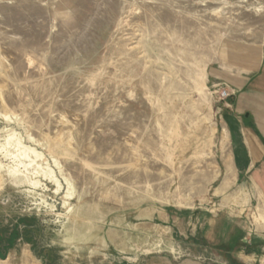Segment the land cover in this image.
Returning a JSON list of instances; mask_svg holds the SVG:
<instances>
[{
	"label": "rangeland",
	"instance_id": "obj_1",
	"mask_svg": "<svg viewBox=\"0 0 264 264\" xmlns=\"http://www.w3.org/2000/svg\"><path fill=\"white\" fill-rule=\"evenodd\" d=\"M263 33L264 0H0V264L202 254L193 223L222 205L209 69Z\"/></svg>",
	"mask_w": 264,
	"mask_h": 264
},
{
	"label": "crops",
	"instance_id": "obj_2",
	"mask_svg": "<svg viewBox=\"0 0 264 264\" xmlns=\"http://www.w3.org/2000/svg\"><path fill=\"white\" fill-rule=\"evenodd\" d=\"M209 77L230 91L219 104L221 208L193 223L189 235L200 239L202 254L155 255L145 264H263L264 33L246 66H213ZM208 255L216 260H207Z\"/></svg>",
	"mask_w": 264,
	"mask_h": 264
},
{
	"label": "trees",
	"instance_id": "obj_3",
	"mask_svg": "<svg viewBox=\"0 0 264 264\" xmlns=\"http://www.w3.org/2000/svg\"><path fill=\"white\" fill-rule=\"evenodd\" d=\"M17 233H18V231H16V230H14L13 233H10V235L8 236V238L6 240L9 245L13 242L14 238L18 236ZM1 236L2 235H1V232H0V241L5 239V238L4 239L1 238ZM0 255L2 256L4 254L0 253Z\"/></svg>",
	"mask_w": 264,
	"mask_h": 264
},
{
	"label": "built area",
	"instance_id": "obj_4",
	"mask_svg": "<svg viewBox=\"0 0 264 264\" xmlns=\"http://www.w3.org/2000/svg\"><path fill=\"white\" fill-rule=\"evenodd\" d=\"M229 95H230V91H229L227 88H225V87L222 86L221 96H222L223 98H226V97H228ZM263 264H264V261H263Z\"/></svg>",
	"mask_w": 264,
	"mask_h": 264
}]
</instances>
